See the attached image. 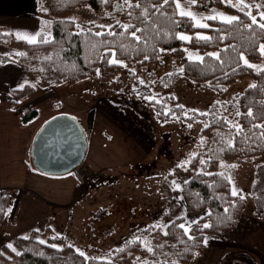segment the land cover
<instances>
[{
  "label": "trees",
  "instance_id": "1",
  "mask_svg": "<svg viewBox=\"0 0 264 264\" xmlns=\"http://www.w3.org/2000/svg\"><path fill=\"white\" fill-rule=\"evenodd\" d=\"M117 2L122 3L123 0H110L108 4L103 3L102 0H70L67 3H60L59 0H37V10L42 17V22H52L50 31L56 43L33 46L17 40L13 35H0L1 43L16 47L19 49V52L26 54L23 57L5 56L1 58V62L13 58L22 67L24 72L41 86L63 82L73 84L80 79L95 75L97 68L100 69L102 78L109 80L121 72L123 67L107 63L110 56L101 59L107 46H101L97 49L91 47L92 44H96L98 41H108L115 42L117 46L115 48L117 58L128 66L136 64L138 67H144L148 63H156V59L161 53L160 49L171 51L173 57L180 58L182 60L181 69L184 71L181 73L180 71L172 70L170 73L164 74L158 81L160 89L172 88L177 77L180 75L199 85L207 86L214 91H221L238 80L250 78L252 81L250 85H256L255 88L249 85L241 92L235 94L228 102L212 103L206 111L211 113L209 116H200L192 110L186 111L180 105H175L176 102L172 95L164 96L159 104L154 101L150 102L143 97L152 95L151 89L155 87L156 83L154 82L151 85L146 84L147 86H145L144 84H140L138 80L133 79V84L136 85L134 98L144 105L152 107L157 119L188 123L199 122L202 124L207 122L212 125L203 129L207 141L195 154V159L192 158L193 155L189 158L191 162L184 168L188 174V183H184L181 188V195L185 201L188 214L195 216L204 213L201 216L203 217L202 219L201 217L198 218L199 225L193 226L191 234L196 239L188 240L175 225L168 229V236L156 234V228L145 231L147 228L145 227L139 233L145 236L146 239L144 240L152 242L151 246L154 249V253L147 252L143 244L136 241L135 235L131 239L124 241L119 248L113 249V257L111 259L100 260L88 257L89 259L86 260L85 257L73 249L72 245L69 247L70 245L64 242L63 236H57L47 228L41 234V239L45 241L44 244H40V240L36 239L35 235H31L27 239L16 238L13 245L20 253L14 254L9 249L4 248L6 253H10V258H6L0 254V264H145V262L147 264H165V262L166 264H173V262H176V264H189L193 257L203 253L205 249L204 239L207 235L220 236L232 231L244 212V199L240 200L230 195L232 184H229L226 179L220 176L198 175V172L203 169L206 172L214 174L221 173L223 171L220 172L218 165L226 159L250 157L264 160V142L258 138L260 130L252 128L253 124H264V72L257 74L253 69L243 66L242 62L238 60V52L241 51L245 52L247 59L252 64L258 63L263 58L256 51V47L264 44V33H261L259 28H255L250 32L242 27L228 26L216 20H209L207 22L210 25L208 29L194 28L187 19L178 27H173L167 20L153 17V19L157 20L161 34L159 36L148 34L150 38L147 43L135 44L127 35H91L87 31L88 27H91L92 32H106L105 28H97L91 25H85L83 35H74L73 33L77 31L76 27L69 19L63 18L74 9L84 5H88L95 12H104V15L114 17L112 12H114ZM135 2L136 0H133V3ZM156 2H159V0H156ZM260 2L264 4V0H260ZM41 5L48 10L47 14L41 12ZM212 7H224L231 12H235L244 23H250L242 13L226 6L220 0H198L194 8L207 10ZM132 11L134 15L139 16L141 10L134 9ZM169 11L171 10L169 9ZM253 14H256L255 9H253ZM118 15V20L121 24H127L131 21L137 27H144L141 20L133 19L126 13L120 12ZM175 19L180 18L175 17ZM42 22L41 28L43 26ZM114 25L116 23L112 26ZM114 31L121 33L123 30L115 27ZM195 31H203L213 39L208 42L193 39L191 43H186L175 38L174 35L175 33L183 32L193 34ZM138 35L144 34L138 33ZM220 36H224L225 39L221 41L219 39ZM120 44H133L135 50L126 51L121 55ZM230 45L235 46L237 51H232L229 47ZM153 46L157 51L152 50ZM183 46L197 48L202 52L203 63L185 58ZM225 48H228V52H221V58L227 61V63L223 65L207 55L208 53L220 52ZM145 55L148 56L147 60H144ZM48 56H51L52 59L45 60L44 58ZM237 65L239 66L237 67ZM233 67H237V71L233 72ZM225 73L228 74L225 75ZM130 77L133 76L130 74ZM34 90L33 86L25 85L23 88L15 90L13 95L16 99H20L32 94ZM249 109L254 113L253 118H249L246 115ZM237 110L242 113L238 118L235 117ZM185 113H187V116ZM37 115L36 109H29L20 115V121L23 124L28 123L35 119ZM222 117H227L228 120L238 119L239 123L245 128V134L250 135L252 139L245 142L243 135L235 137L236 149H227L224 141L231 139L235 135V130H230ZM93 118L94 109L92 108L86 114L85 127L87 130L92 129ZM217 133L220 135L218 136ZM221 137H223V140H221ZM209 156H212V159L209 160ZM201 159H204L207 164L202 165L200 163ZM180 171L181 167L175 168L173 172L167 174V178L176 176ZM223 173L227 176L225 172ZM209 185L213 186L210 187ZM160 188L163 200L168 206L166 219L176 221V224L182 223L183 219L174 218L177 203L172 191L165 182H162ZM250 194L253 199L252 214L255 218L264 222V161L255 167L253 181L250 185ZM7 204L8 196L0 190V227ZM225 209H228V211L225 212ZM209 211L212 213L211 216L206 215ZM204 223H209L212 227L201 231L200 229ZM181 239L184 243L180 242ZM128 241H133V243L128 244ZM161 245L163 247H160Z\"/></svg>",
  "mask_w": 264,
  "mask_h": 264
},
{
  "label": "crops",
  "instance_id": "2",
  "mask_svg": "<svg viewBox=\"0 0 264 264\" xmlns=\"http://www.w3.org/2000/svg\"><path fill=\"white\" fill-rule=\"evenodd\" d=\"M41 18L37 0H0V33H35L41 29ZM18 52V48L0 42V190L8 196L0 227V251L16 238L41 234L47 228L64 233L73 225L72 217L79 214L80 206L85 208L101 189L113 188L114 173H121V169L133 170L144 163L145 146L138 136L150 133L145 127V109L139 107L136 111L133 104L124 105L127 102L122 100L92 102L93 125L87 130V113L77 116L72 112L75 106L64 105L67 97L77 94L76 85L38 86L13 58L1 62L2 57H14ZM25 85L33 86L34 92L16 99L13 92ZM65 107L70 111H64ZM29 109H36L38 115L23 124L20 115ZM123 111H131L134 119L130 121L122 115ZM64 113L77 117L85 132L88 146L83 162L93 170H105L97 189L93 184H81L74 173L44 175L26 162L36 131L46 120ZM14 150L19 153L17 160L11 159ZM14 164L21 168L15 179ZM205 238L203 253L193 257L192 263L198 259L197 264H264V222L252 213H243L232 231Z\"/></svg>",
  "mask_w": 264,
  "mask_h": 264
},
{
  "label": "rangeland",
  "instance_id": "3",
  "mask_svg": "<svg viewBox=\"0 0 264 264\" xmlns=\"http://www.w3.org/2000/svg\"><path fill=\"white\" fill-rule=\"evenodd\" d=\"M181 3H185V0H181ZM43 8L46 9V7ZM192 11L197 15L203 16L211 15L213 11L237 16L235 12H231L224 7H212L207 10L192 8ZM41 12L47 14L48 10L46 13L42 10ZM103 13L95 12L88 5H84L74 9L63 18L69 20L75 18L76 24L82 26H112L118 20L120 12L114 8V12H112L114 17ZM204 22L207 23L208 21ZM183 34L192 37L197 34L206 35L203 31H195L193 34L183 32ZM183 49L184 57L188 60L189 53L193 54L192 60H195L196 56H203L202 52L197 48L183 46ZM181 61L180 58L173 57L171 51H163L157 57L156 63H148L144 67H138L136 64L123 67L121 72L109 80H104L100 71L99 76L95 73L93 76L85 77L70 84L76 85L75 91H77V94L67 97L64 105L75 106V110L72 112L77 114V116L82 117L90 109H94L91 105L96 100L101 99L99 103H115L122 100V102H127L124 105L133 104L137 108H135L136 111L139 107L145 109L146 115L144 118L145 124H147L145 127L150 132L149 134L146 133L145 137L137 135L145 146L144 163L133 168V170L129 168L121 169V173H114L111 179L113 188L105 191L101 189V193L95 194L96 197L94 199L90 198L85 208L80 206L78 208L80 210L79 214L72 217L71 223L73 225L71 227L68 226L64 233L61 231L52 232L57 236H63L65 243L72 245L75 251L83 252L86 257L109 260L113 257L112 250L119 248L124 241L131 239L135 235V238L146 239L145 236L139 233L141 229L170 222L165 217L168 214V206L161 194L160 187L162 182H165L170 188L177 203L174 218H187V220L191 221L197 220L204 214L190 217L181 195V190H173L172 181H176L182 188L184 181L187 180L188 174L184 168L181 167L180 173L178 172L179 174L176 176L167 178V174L173 172L182 162L188 161L193 154H196L205 145L201 146L202 138L207 141V137L203 133L204 124L157 119L152 107H148L134 98L136 85L133 84V79L143 80L149 85L155 82V87L151 89V96L155 95L157 99L161 100L166 95H172L176 102L175 105L183 106L186 111L198 110L199 112H206L214 102L223 103L230 101L235 94L249 86L252 81L248 77L243 78L221 91H214L180 75L172 88L160 89L159 79L172 70L179 72L182 68ZM254 65L264 66V57L258 63H254ZM131 69L135 70V75L132 74ZM130 74L133 77H130ZM59 84L63 86L66 82ZM38 86L41 85L38 84ZM64 111L68 112L70 109L65 107ZM122 115L128 116L130 121L134 119L131 116V111H123ZM123 119L126 120L124 117ZM13 152L16 155H13L12 160L19 155L15 150ZM263 161L261 158H234L223 160L218 165L220 172L223 171L227 176L231 177L232 186L234 184L235 188L246 197L244 199L245 207L243 213H253L250 185L253 181L256 165ZM26 162L33 166L29 152L26 154ZM221 163L226 167H221ZM19 164L13 165L15 170V174L13 173L14 179L16 174H20L21 168ZM74 171L75 169L70 173L73 174ZM100 184L95 185L94 188L97 189ZM183 222H185L184 219ZM156 231V234L163 235L159 228H156ZM41 234H34L35 238L41 241ZM12 244H10L11 247L5 246L4 248L9 249L14 254L20 253ZM0 254L10 258V253H6L4 249L0 251ZM197 262L198 259H195L193 263L190 262L189 264H197Z\"/></svg>",
  "mask_w": 264,
  "mask_h": 264
},
{
  "label": "snow or ice",
  "instance_id": "4",
  "mask_svg": "<svg viewBox=\"0 0 264 264\" xmlns=\"http://www.w3.org/2000/svg\"><path fill=\"white\" fill-rule=\"evenodd\" d=\"M59 2L67 3V2H70V0H59ZM102 2L105 4H108L110 3V0H102ZM220 2L242 13L243 16L247 17L250 23H244V21L241 19L240 16H230L222 12L213 11L211 15H207V16L197 15L196 13L192 11V8H194L197 5L198 0H185V3H181V0H159V2H156V0H136L135 3H133V0H123L122 3H119V2L116 3L115 5L116 10L122 13H126L129 17H132L133 19L141 20V23L144 25V27L142 28L137 27L135 24L131 23V21L127 24H121L120 21L117 20L116 25L114 26L96 25L97 28H105L106 32H92L91 27H88L87 31L91 35H94V36H105V35L124 36V35H127L131 41L135 42V44H140L142 42L147 43L148 39L150 38L148 34H152L155 36H159L161 34L159 25L157 24V20L153 19V17H158V18H163L164 20H167L169 24L173 27H178L185 19H187L188 21L191 22L192 27L194 28L208 29L210 28V25L205 23L204 21L219 20V22L222 24H225L228 26H236L237 28L242 27L243 29L248 30L250 32H252L255 28H259L261 30V33H264V4H262L260 0H220ZM134 9L141 10L139 16L134 15V12L132 11ZM169 9L171 11H169ZM253 9H255L256 11L255 15L253 14ZM41 10L44 11L45 13L47 12V9L43 8L42 5H41ZM175 17H179L180 19H175ZM70 22L77 29V31L73 33L74 35L84 34L85 26L76 24L75 18H71ZM51 24H52L51 21H43L42 28L35 33L16 32V33H0V35H14L17 40H23L27 44L33 45V46L39 45V44H45V45L53 44V43H56V41L50 31ZM115 27H119L123 31L121 33H117L116 31H114ZM138 33H142L144 35H138ZM73 34H70V35H73ZM174 35H175V38L181 41H184L186 43H191L193 39L204 41V42H208L213 39L212 37H209L203 34H197L195 37L188 36L183 33H175ZM219 39L223 41L225 37L220 36ZM101 46H107L106 51L103 53L101 59H103V57L110 56V58L107 60V63H109L110 65H119L121 67H128L127 64H125L122 60L117 58V51L115 50L117 46L115 42L98 41L96 44L91 45L93 49H97L98 47H101ZM229 47L232 49V51L234 52L237 51L235 46L230 45ZM119 49H120V54L123 55L126 51L135 50V46L133 44H129V45L120 44ZM152 50L157 51V49L154 46L152 47ZM61 51H63V49H61ZM159 51L163 52L164 49H160ZM185 51H187V49H185ZM256 51L260 54L261 57H264V44L258 45L256 47ZM221 52L227 53L228 48L222 49L220 52L208 53L207 55L219 61L220 64L223 65L227 63V61L221 58ZM15 55L23 57L26 54L22 52H18V53H15ZM44 59L51 60L52 57L48 56V57H45ZM147 59H148V56L145 55L144 60H147ZM192 59H193V54L189 53V60H192ZM195 60L200 63H203V57L196 56ZM238 60L239 62H242L243 66L253 69L255 72H257V74L264 72V66L254 65L250 63L245 55V52L243 51L238 52ZM238 66L239 65H237V67ZM73 67H75V65H73ZM237 67H233L232 71L233 72L237 71ZM130 71L132 72L133 75H135L134 69H131ZM183 71H184L183 69H180L181 73ZM96 73L99 76L100 70L96 69ZM227 74L228 73H225V75ZM139 83L147 86L145 81L143 80H140ZM250 87L255 88L256 85H250ZM143 98L149 100L150 102L154 101L157 104L161 103V101L157 99L155 95L144 96ZM180 107H183V106H180ZM192 111L196 112V114L200 116H209L211 114L210 112H199L198 110H192ZM185 115L187 116V113H185ZM241 115L242 113L239 110H237L235 113V117L238 118ZM246 115L249 118L254 117V113L251 111V109L247 111ZM222 119L224 123L229 126L230 130L231 129L235 130V135L231 139L224 141L227 149H231V150L236 149L235 137H239L243 135V139L245 142L250 141L252 139L250 135L245 134V128L239 123L238 119L228 120L227 117H222ZM211 126L212 125L207 122L204 123L205 128L211 127ZM189 127H191V125H189ZM252 128L260 130V135L258 138L262 142H264V124H253ZM217 135L219 136L220 134L217 133ZM221 140H223V137H221ZM205 143L206 141L202 138L201 146H203ZM192 158L195 159V154H193ZM210 159H212V156H209V160ZM190 162H191L190 160L184 161L180 165H178V167L186 168V165L189 164ZM200 163L202 165L207 164V162L204 159H201ZM220 166L226 167L223 163H221ZM231 167H235V166H231ZM198 175H209V176L217 175V176H220L226 179L229 184H232L231 177L225 176L223 172L214 174V173L206 172L202 169L200 172H198ZM184 183H188V181L186 180L184 181ZM172 186H173V190H182L180 185L177 184L176 181H172ZM209 186L212 187L213 185H209ZM230 195L232 197H237L240 200H243L246 198L242 193H240L235 188L234 184L231 188ZM233 207H235V205H233ZM227 211L228 209H225V212ZM206 215L211 216L212 213L209 211L208 213H206ZM202 218L203 217H201V219ZM177 219H184L185 222L176 224V221H170L162 225H151V226H148L145 229V231H149L152 228H159V230L164 236H168L169 235L168 229L171 226L175 225L182 231L183 236H186L188 240H195L196 239L195 236H193L191 233L193 230V226L199 225V219L191 220V221L187 220V218H181V217H177ZM210 227H212L211 224L204 223L200 230L203 231V229H208ZM25 239H27V237H25ZM136 241L142 243L147 252L154 253V249L152 248L149 241L141 240L139 237L136 238ZM180 242L184 243L182 239ZM39 243L44 244L45 241L41 240L39 241ZM127 243L131 244L133 243V241H128ZM204 243L205 245L207 244V238L204 239ZM9 247H11V245H9ZM69 247H71V245ZM160 247H163V245H161ZM173 247H175V245H173ZM13 251H15V249H13ZM79 254L85 257L86 260L89 259L88 257L85 256L83 252H79ZM145 264H147V262H145ZM173 264H176V262H173Z\"/></svg>",
  "mask_w": 264,
  "mask_h": 264
},
{
  "label": "water",
  "instance_id": "5",
  "mask_svg": "<svg viewBox=\"0 0 264 264\" xmlns=\"http://www.w3.org/2000/svg\"><path fill=\"white\" fill-rule=\"evenodd\" d=\"M87 146L80 121L59 114L45 121L36 131L29 154L35 170L57 176L68 174L80 166Z\"/></svg>",
  "mask_w": 264,
  "mask_h": 264
},
{
  "label": "built area",
  "instance_id": "6",
  "mask_svg": "<svg viewBox=\"0 0 264 264\" xmlns=\"http://www.w3.org/2000/svg\"><path fill=\"white\" fill-rule=\"evenodd\" d=\"M75 176L83 185H97L105 176V170H93L86 163H82L76 170Z\"/></svg>",
  "mask_w": 264,
  "mask_h": 264
}]
</instances>
